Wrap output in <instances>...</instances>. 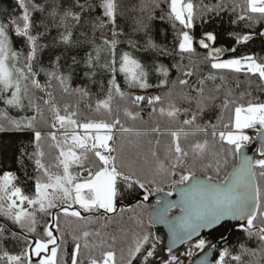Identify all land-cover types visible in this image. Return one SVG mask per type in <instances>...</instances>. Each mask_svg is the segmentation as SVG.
Wrapping results in <instances>:
<instances>
[{
  "label": "snow or ice",
  "instance_id": "snow-or-ice-1",
  "mask_svg": "<svg viewBox=\"0 0 264 264\" xmlns=\"http://www.w3.org/2000/svg\"><path fill=\"white\" fill-rule=\"evenodd\" d=\"M15 5L16 15H0V132L30 138L17 149L14 168L0 167V244L22 241L24 247L0 248V264H84L82 249L88 264H242L243 255L262 264L264 101L222 90L225 73L264 83V57L217 46L216 32L204 25L227 17L234 45L264 41V0H151L141 7L146 19L134 29L143 34L139 39L120 26L118 0ZM154 21L167 26L162 34L158 30L165 40L171 29V51L153 38ZM76 80L82 83L74 86ZM89 85L102 94L95 111L104 118L82 117L80 102L92 98ZM57 89L78 97L77 103H61ZM117 99L135 107L122 110L132 121L145 108L149 116L168 119L171 143L163 156L156 148L145 153L139 144L126 151L125 134H142L121 122V109L113 107ZM213 109H219L215 122H198ZM247 130L255 132L259 158L249 154L254 142ZM173 209L179 211L172 215ZM126 213H132L131 224L119 235L88 227L110 222V214L123 220ZM62 218L80 227L68 232ZM157 223L167 226V241L152 231ZM204 230L219 231L218 240L206 239ZM234 230L256 247L242 242L234 254L228 247ZM193 238L204 255L186 261L196 255L193 248L179 254L174 249ZM95 249L99 257L91 255Z\"/></svg>",
  "mask_w": 264,
  "mask_h": 264
},
{
  "label": "trees",
  "instance_id": "trees-1",
  "mask_svg": "<svg viewBox=\"0 0 264 264\" xmlns=\"http://www.w3.org/2000/svg\"><path fill=\"white\" fill-rule=\"evenodd\" d=\"M197 3H199V0H196ZM217 0H204V3H216ZM238 2H242V0H238ZM118 3L120 5V10L122 12V17L119 20L120 26L123 28L124 32L131 36L133 39H139L143 34L138 33L134 31L138 27L137 21L141 19H146L147 17V11L141 12V7L144 4L151 5V0H118ZM16 9L15 0H0V15L7 16V15H16L18 12V9ZM6 10V11H4ZM227 17H225V22H221L220 20H216L214 22L208 23L204 25V28L206 30L215 31L218 39H217V46H223V47H229V46H235L238 49V54L243 53H255L257 55V58L264 57V41L260 39H255L252 43L249 44L247 48H241L238 45H234L232 39L228 36V32L230 30L229 25L226 23ZM167 27L166 25L161 26L158 21H154L152 23V36L154 39L157 40V42H164L167 44L169 50L171 51L173 49V35L171 33V29H169L167 39L165 40L163 35H161L164 32V28ZM158 30L159 33L158 34ZM196 35L199 36L201 34L202 29L200 28L199 24L196 28ZM140 43H143V40H140ZM121 47H124V45H121ZM198 52L201 53V56L203 54V50L198 49ZM201 56H194L193 60L198 61ZM187 63V61H185ZM203 67V66H202ZM226 81L224 84V90L232 89L234 94L239 96L242 92H250V96H246L245 99H254L259 101H264V83L259 81L256 77H246L244 74H235V73H225ZM175 78V75L172 77ZM75 83H82V81L76 80ZM237 85H239L237 87ZM211 86V85H210ZM90 91L92 93L91 100H84L80 102V111L82 114V117H89V118H104L103 113H97L95 111V103L98 96H102V94L99 93V89L96 85H89ZM55 95L57 96L58 100L61 101V103H70L75 105L78 101V97L75 96H66L63 95L59 89L56 90ZM91 103L92 108L89 109L86 107L87 104ZM125 106H128L132 108L134 111L136 110L134 106H132L130 103H127L125 101H120L117 99L113 107H119L121 109L119 116L121 119V122L125 124V126H132L140 131L142 134L139 138L136 137L135 133L129 135L125 134V147L126 151L133 152L136 149L134 148L135 144H139L140 149L148 153V150L150 148H156L160 153L161 156H163L165 148L171 143V137L169 134V129L173 126L170 125V122L166 117H160L158 114H153L152 116H149L148 110L145 108L144 111L141 112V119H137L136 121H132L128 118H126L123 115V108ZM183 106V105H182ZM3 105L0 104V108H2ZM219 113V109H213L210 113H207L205 117L198 121L200 123H204L208 119H213V122H215L214 117ZM15 115V113H12ZM46 117L49 115L47 112L45 113ZM183 119V117H181ZM159 126L160 132H152L151 129L154 127ZM44 131H47V129H43ZM117 135H120L119 132H117ZM28 135H23L20 133L15 132H7L3 133L0 132V167H9L14 168V162L13 157L14 155H18L17 149L20 148L22 144H28L29 140ZM132 141V143H129L128 141ZM159 140V145H156V141ZM191 140V137H190ZM183 142V141H182ZM31 148V145H29V149ZM54 152V150H52ZM256 158V157H255ZM259 158V157H257ZM228 170H231V162L229 165ZM262 185H264V181H261ZM166 191L168 189L166 188ZM125 203H129V201H125ZM150 203H154L150 202ZM178 209H174L172 211L175 212ZM113 216V219L108 222L105 220L95 221L92 224L88 225V227L91 230H100L102 234H115L119 235V229L121 227H127L131 224V221L128 220V216L132 215V213H126L124 215L123 220L120 219V217L115 216V214H110ZM38 219H40L38 217ZM145 219H147L145 217ZM234 223V222H233ZM44 219H40V226L43 227ZM61 226L62 228H65L66 231L70 232L73 229H76L80 227L76 222H71L68 225L64 224V220L62 218L61 220ZM39 230V228H38ZM152 231L161 236L166 241L167 233L163 227H157L154 226ZM219 231H224V229H220ZM219 231H209L205 232L203 236L212 241L216 242L219 237ZM232 232V231H231ZM68 239V252H71V240L70 237H66ZM91 239V238H90ZM246 243L247 247L254 248L256 247L255 241H247L245 237V233L240 230H234L232 232V235L230 237V243L228 244V247H230L235 254L239 249L238 245L240 243ZM24 247V244L22 241H17L15 245L12 244L11 241H4L3 244H0V248H8L9 251H20ZM119 244H117V256L119 257ZM91 255L99 257L100 256V250L95 249L91 253ZM161 255H165V253H161ZM67 259V257H64ZM81 260L84 261V264L88 263V259L86 255L84 254V250L82 249L81 253ZM258 257H252L249 255H243L242 257V264H256ZM264 264V262H262Z\"/></svg>",
  "mask_w": 264,
  "mask_h": 264
},
{
  "label": "water",
  "instance_id": "water-1",
  "mask_svg": "<svg viewBox=\"0 0 264 264\" xmlns=\"http://www.w3.org/2000/svg\"><path fill=\"white\" fill-rule=\"evenodd\" d=\"M257 139V138H256ZM257 146H259L258 145V143H254L253 145H250L249 146V154L250 155H253L254 157H255V153H254V151H255V148L257 147ZM178 197H176L175 195L174 196H172V197H168V199L169 200H174V199H177ZM153 201H155V198H152L151 200H150V202H153ZM174 210V209H173ZM172 210V211H173ZM179 210H177V211H175V212H173V213H171L172 215H175L177 212H178ZM154 226H157V227H163L164 229H165V231H166V233H167V237H166V241H167V239H168V236H169V231H168V228H167V226L165 225V224H162V223H157V224H155ZM209 231H211V230H204V232L202 233V235L205 233V232H209ZM233 232V231H232ZM232 232H231V234H230V237H231V235H232ZM193 240H196V238H193ZM192 240V241H193ZM191 242V241H190ZM189 243V242H188ZM187 244V243H186ZM186 244H183V245H176V248L174 249V252H176V249H178V252H176V254H179V253H181V249L186 245ZM205 251H207V250H205ZM204 255V253H202V252H200V253H198L196 256H195V258L193 259V260H199L202 256ZM213 256H215V253H213Z\"/></svg>",
  "mask_w": 264,
  "mask_h": 264
},
{
  "label": "built area",
  "instance_id": "built-area-1",
  "mask_svg": "<svg viewBox=\"0 0 264 264\" xmlns=\"http://www.w3.org/2000/svg\"><path fill=\"white\" fill-rule=\"evenodd\" d=\"M248 134L251 135V136L253 137V142H255V140H256V135H255L254 130H248ZM257 155H258V153H257ZM195 242H196V240L187 243V244L185 245V247L183 248L182 253H183L186 249H188V248H193L194 253H196V255H197V253H199V250H197V249H195V248L193 247V245L195 244ZM196 255H194L193 257H185V258H188V260H193V258H194Z\"/></svg>",
  "mask_w": 264,
  "mask_h": 264
},
{
  "label": "rangeland",
  "instance_id": "rangeland-1",
  "mask_svg": "<svg viewBox=\"0 0 264 264\" xmlns=\"http://www.w3.org/2000/svg\"><path fill=\"white\" fill-rule=\"evenodd\" d=\"M225 58H227V56H226ZM257 156H258V155H257ZM257 156H256V157H257ZM184 259H185L186 261L188 260V258H184ZM87 264H88V263H87Z\"/></svg>",
  "mask_w": 264,
  "mask_h": 264
}]
</instances>
